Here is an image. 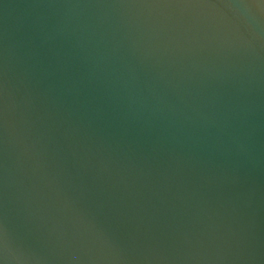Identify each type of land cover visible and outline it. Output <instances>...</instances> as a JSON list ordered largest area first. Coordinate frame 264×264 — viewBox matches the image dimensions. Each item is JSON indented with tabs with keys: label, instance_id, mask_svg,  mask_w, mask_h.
Instances as JSON below:
<instances>
[{
	"label": "water",
	"instance_id": "1",
	"mask_svg": "<svg viewBox=\"0 0 264 264\" xmlns=\"http://www.w3.org/2000/svg\"><path fill=\"white\" fill-rule=\"evenodd\" d=\"M0 264H264V0H0Z\"/></svg>",
	"mask_w": 264,
	"mask_h": 264
}]
</instances>
